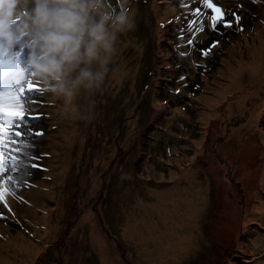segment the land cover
I'll return each instance as SVG.
<instances>
[{
	"label": "rangeland",
	"instance_id": "374dc122",
	"mask_svg": "<svg viewBox=\"0 0 264 264\" xmlns=\"http://www.w3.org/2000/svg\"><path fill=\"white\" fill-rule=\"evenodd\" d=\"M109 4L119 8L117 0H109ZM125 7L134 17L135 27L120 35L101 89L78 97L83 118L65 116L62 101L47 92L44 85L37 86L45 90L43 94H30L43 106L33 105L26 116L28 122L22 127L26 131L31 128L33 133H44L24 136L34 145L31 154L42 157L34 161L41 167L29 169L28 184L13 186L24 202L10 197L12 212L5 210L0 217V264H124L116 260L115 253L107 259L92 246L90 231L101 225L121 247L120 242L128 243L142 258L154 261H145V264H201L205 263L206 253L210 264H246L236 260V253L244 256L242 260L254 258L248 264H264V211L256 205L245 228H239L241 220L238 219L218 243L205 235L206 244H210L207 249L204 247L206 253L197 250L198 244H203V223L210 211L205 205L209 202V184L215 185V180L207 177L203 163L193 166L190 174L182 171L191 158L200 154L192 148L188 152L184 146L204 133L205 126L196 121L202 111L196 106L199 98L188 108L193 118L178 120L166 116L164 122L162 111L154 115L162 108L152 104L155 91L147 97L138 114L131 117L148 82L149 56L145 41L149 32L142 23L146 19L159 25L158 13L169 19L175 16V8L168 9L171 6L166 3L157 9L155 0H127ZM244 13L247 29L256 35L264 27V1L262 4L249 2ZM247 40L244 36L240 43ZM230 44L224 46L225 55L230 53ZM221 70L220 60H213L212 69L206 72L211 86L223 82ZM198 93L202 95L201 90ZM37 107L42 114L33 119ZM122 115L127 119L113 138L111 131L115 128L110 130L109 124ZM237 120H234L235 127L242 124ZM183 121L188 130L183 131ZM261 122L264 131V113ZM80 123H87L83 133L79 127L67 131L66 125ZM17 130L24 132L22 128ZM215 137L216 143L221 144L228 136ZM64 141L69 144L68 148H64ZM68 153L81 155L65 168L60 166V158ZM258 157L259 153L254 160ZM64 174L63 181L59 182ZM229 175H233V169ZM214 192L213 188L212 196ZM243 193L242 188L240 194ZM260 197L264 201V185L260 188ZM239 201H242L240 206L248 204L247 198L239 196ZM124 254L127 258L125 249ZM128 264L134 263L128 261Z\"/></svg>",
	"mask_w": 264,
	"mask_h": 264
},
{
	"label": "bare ground",
	"instance_id": "6f19581e",
	"mask_svg": "<svg viewBox=\"0 0 264 264\" xmlns=\"http://www.w3.org/2000/svg\"><path fill=\"white\" fill-rule=\"evenodd\" d=\"M256 35L258 36L257 45L248 48L249 61L245 64H238L236 68L228 64L227 69L230 73H224L228 77L225 85L215 90L211 97L201 96L199 98V103L205 106V110L198 115V122L205 128L203 135L197 141L192 142L194 150L200 154L191 158L190 164L182 169L185 174H190L193 166H200V163H203L206 165L207 177L215 180V185L209 184V202L205 203L207 210L210 211L206 222L203 223V244L199 243L197 246V250L204 253H206L204 247L207 249L210 245L206 244V234L209 235L208 239H215L214 242L218 243L224 233L227 231L230 233L238 219L243 223L242 228L246 226L245 223L251 220L253 215L251 210L255 208V205L263 207L264 211L263 198H259L260 188L264 185V131L260 124L261 114L264 113V27H261ZM156 103L160 105L158 99L152 101V104ZM160 111L165 112L166 115L170 112L172 114L170 119L183 118L178 108L173 111L161 108L154 112V115ZM186 117L189 118V114H186ZM239 117L244 123L235 127L232 121ZM86 124H68L66 129L71 131L79 127L83 133ZM217 134L228 137L221 144H217L215 137ZM63 145L64 148L69 147L65 141ZM258 153L259 157L254 160ZM79 156L73 153L61 155L60 166L68 168L77 161ZM231 169H233L232 176L229 175ZM66 174L59 182L63 181ZM232 177L236 178V181ZM213 188L215 192L212 196ZM240 188H243V194H240ZM90 194L92 195L91 191L88 192V195ZM239 196L247 198L248 204L240 206L242 201H239ZM90 239L92 246L99 250L104 258H112L115 253L116 260L126 264L127 260L122 256L124 248L134 259L135 264H145V261L146 263L151 261L142 258V255L138 254L135 248L128 243L120 242L122 248L102 226H97L96 230L90 231ZM206 254L203 258L205 263L201 264H210V259L207 260L208 253Z\"/></svg>",
	"mask_w": 264,
	"mask_h": 264
},
{
	"label": "clouds",
	"instance_id": "9594fccd",
	"mask_svg": "<svg viewBox=\"0 0 264 264\" xmlns=\"http://www.w3.org/2000/svg\"><path fill=\"white\" fill-rule=\"evenodd\" d=\"M109 0H0V58L21 45L26 66L65 116L83 118L78 97L104 84L119 37L135 27L127 11Z\"/></svg>",
	"mask_w": 264,
	"mask_h": 264
},
{
	"label": "trees",
	"instance_id": "16d2710c",
	"mask_svg": "<svg viewBox=\"0 0 264 264\" xmlns=\"http://www.w3.org/2000/svg\"><path fill=\"white\" fill-rule=\"evenodd\" d=\"M263 1L264 0H258L257 4H262ZM172 6L175 8L174 17L170 16L169 19H165L159 12L158 17L161 19L159 25H154L146 19L142 23L143 28L149 32V36L145 41V49L149 56L147 61L148 82L141 97L132 109L131 117L138 114L140 108L146 102L147 97L155 91V99H158L161 105H173V107L180 109L182 114H187L188 105L190 106L196 97H211L215 90L225 85L228 77H226L224 73H230L227 69L228 64L236 68L238 64L247 63L250 59L248 48L257 45L258 36L252 34L247 29L248 24L245 22L244 10L241 14L239 10L232 11L231 13L235 15H227L225 17V19L231 23L230 27L218 24L217 27L213 29L210 26L211 21L208 20V16L212 15V10L204 7L202 0H189L188 2L178 0L174 2ZM197 7L201 8L202 11V15L199 17L193 14ZM246 8L247 7L244 9ZM251 9L254 10L255 8L251 7ZM236 15L240 17L238 22L235 19ZM194 19L198 22L201 20L204 22V31L195 34L197 43L193 49L187 45V40L193 39V33L186 31V29L188 27V22ZM242 25L244 28L241 30ZM244 36H247V42L243 41V43H240L241 40H244ZM205 38L207 39L205 40ZM209 41H218V44L215 46L217 51L215 52L213 49L208 56L200 55V50L205 49V43ZM228 42L232 43L228 49L230 53L229 55H225L227 52H225L224 46ZM182 52H190L191 55L186 58L180 55ZM217 54L219 55L222 68L220 73L223 82L213 87L208 82L209 79L206 72L212 69L213 60L219 62ZM187 76H189V78ZM181 77L185 79L181 81ZM198 90H201L202 95H199ZM146 92H148V94L143 96ZM180 98H183L184 101L179 100ZM199 101L200 99L196 101V106L202 109L200 112L202 113L203 110H205V106L200 104ZM200 113H198V115ZM198 115L196 116L197 120ZM126 119L125 115H122L118 121L113 119L110 122L109 129L112 130L115 128V131H111L114 133L113 138L125 123ZM236 119L244 123L242 118L239 117L235 118V120ZM232 122L234 123V120ZM260 124L262 125V122H260ZM182 127L188 130V125L185 123ZM202 135L201 133V136ZM203 140L205 143L206 139L204 138ZM184 146L188 147V152L191 151V148L194 149L192 141L185 143ZM192 151L194 152L195 150ZM242 224L243 223L240 221L239 226H242ZM235 257L237 258L236 260L246 264L254 261V258L248 261L242 260L244 256L240 253H236ZM124 258L127 260L126 264H128V261L135 264L132 259Z\"/></svg>",
	"mask_w": 264,
	"mask_h": 264
},
{
	"label": "snow or ice",
	"instance_id": "6c2138e0",
	"mask_svg": "<svg viewBox=\"0 0 264 264\" xmlns=\"http://www.w3.org/2000/svg\"><path fill=\"white\" fill-rule=\"evenodd\" d=\"M222 0H202L204 7L212 10V15L208 16L211 21L210 26L215 29L218 24H223L225 27H230L231 23L225 19L227 15H235L227 12L225 9L218 6ZM119 3V0H117ZM111 6V5H110ZM196 17L202 15L201 8L197 7L193 13ZM237 22L240 20L238 15L235 16ZM242 30V29H241ZM186 31L193 33V39L187 40V45L195 48L197 43L195 34L204 31V22L191 20L188 22ZM218 44V41L213 42L208 48L201 49L200 55L208 56L211 49ZM180 55L189 57L190 52H182ZM20 53H12L7 58H0V217L4 216L5 210L9 213L12 208L8 203L9 198H14L23 201V197L17 195L14 185L22 187L28 184V177L31 176L29 169L41 167L38 161L42 157L31 154L30 149L34 147L30 140L15 139L16 137L24 136H41L43 132L33 133L32 129H27L26 132L19 131L23 125L27 124L26 116L33 110V105L40 104L31 97V93H44L43 88L37 87L40 83L35 78V73L29 71L27 66H22L20 61ZM195 63V62H194ZM181 81L185 78L181 77ZM42 107L43 105L40 104ZM36 119L42 113L39 107L35 108ZM22 173L21 175H10ZM31 187V185H28ZM14 215V213H13Z\"/></svg>",
	"mask_w": 264,
	"mask_h": 264
}]
</instances>
